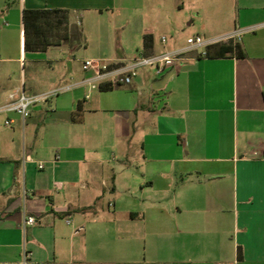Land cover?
Segmentation results:
<instances>
[{"label":"crops","instance_id":"1","mask_svg":"<svg viewBox=\"0 0 264 264\" xmlns=\"http://www.w3.org/2000/svg\"><path fill=\"white\" fill-rule=\"evenodd\" d=\"M153 1L135 14L133 0H0V106L20 88L71 87L26 119L0 113V264L23 248L32 264H264V0H198L203 37L240 38L130 85H82L72 52L82 41L92 55V35L112 62L185 46L165 36L178 34L175 3ZM45 8L70 11V38L25 52L23 10ZM235 43L245 58L225 52Z\"/></svg>","mask_w":264,"mask_h":264},{"label":"built area","instance_id":"2","mask_svg":"<svg viewBox=\"0 0 264 264\" xmlns=\"http://www.w3.org/2000/svg\"><path fill=\"white\" fill-rule=\"evenodd\" d=\"M242 32V30L235 29L229 34L215 38H205L196 35L188 38L186 40L187 44L183 48L154 55L141 54L122 61L112 62L104 58H87L82 61V70L89 75L81 81V84H89L92 88H96L101 84L112 86L130 85L142 68L153 67L156 74H162L167 68L175 65L185 53L201 48L205 49L210 45L231 39H239ZM161 41L165 42V38L162 37ZM70 88V86H63L50 92L36 95H28L22 88L17 89L9 93L6 102L0 106V113H14L22 119H26L30 116L31 107L34 104L46 101L47 98L67 91ZM11 123V119L5 120L6 125ZM55 160H58V156H55ZM38 168H43V162H39ZM36 222L35 217L28 216L24 220V226H32ZM19 264H32L31 253L26 248L22 250Z\"/></svg>","mask_w":264,"mask_h":264},{"label":"trees","instance_id":"3","mask_svg":"<svg viewBox=\"0 0 264 264\" xmlns=\"http://www.w3.org/2000/svg\"><path fill=\"white\" fill-rule=\"evenodd\" d=\"M70 11L59 8L24 9L22 13L24 51H46L50 46H57L67 42L69 35ZM153 46V37L150 33L142 36V49L149 50ZM208 48V47H207ZM225 52H232L237 58H245L246 53L238 43L228 45ZM204 55H208L206 51ZM116 86L109 84L99 85L101 91L111 90ZM82 104L79 102L72 115V122L82 121Z\"/></svg>","mask_w":264,"mask_h":264},{"label":"rangeland","instance_id":"4","mask_svg":"<svg viewBox=\"0 0 264 264\" xmlns=\"http://www.w3.org/2000/svg\"><path fill=\"white\" fill-rule=\"evenodd\" d=\"M134 1V13H140V8L142 7L143 2L147 1V0H133ZM175 3L176 6V14H175V18L177 19L178 22V34L175 35V39L176 40H171L170 37L168 35L167 39H168V44L171 41H177L178 43H181L183 45H186V40L188 39V37H194L196 36V34H200L197 30L199 28V21H198V15H199V11L197 10L198 6L196 5V2L198 0H171ZM153 2L157 3L158 5H163V6H168L170 5V0H154ZM143 3V4H142ZM147 3V2H146ZM193 20H195V23H193ZM159 33H157L158 35H162L163 32L161 31H157ZM160 35V36H161ZM201 36H203L202 34H200ZM94 43H95V36L92 35V55H90L88 52H86L87 50L85 49V47H83L82 45V41L79 42V45H76L75 50L72 52L73 55L76 57V61L74 62V69H78L81 66V62L83 61L84 58H101L103 57L102 55H99V53H96L95 47H94ZM119 44V42H117V39L115 37V39L111 40V54L110 56H117L119 54H121V47L117 46ZM120 44H122V42H120ZM158 48H160V46L158 45ZM67 54L63 53V58H65ZM18 75L21 69V63L18 64ZM63 66V65H62ZM64 66H69V62L64 63ZM19 82V81H18ZM107 200V199H106ZM106 200H103L104 205L106 204ZM92 208L89 207L87 208L85 211L87 213L92 212L91 210Z\"/></svg>","mask_w":264,"mask_h":264}]
</instances>
